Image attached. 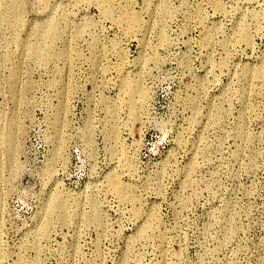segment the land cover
<instances>
[{"label":"rangeland","instance_id":"rangeland-1","mask_svg":"<svg viewBox=\"0 0 264 264\" xmlns=\"http://www.w3.org/2000/svg\"><path fill=\"white\" fill-rule=\"evenodd\" d=\"M0 264H264V0H0Z\"/></svg>","mask_w":264,"mask_h":264},{"label":"bare ground","instance_id":"bare-ground-1","mask_svg":"<svg viewBox=\"0 0 264 264\" xmlns=\"http://www.w3.org/2000/svg\"><path fill=\"white\" fill-rule=\"evenodd\" d=\"M31 52H33V53L36 52V53L40 54L41 53V49L39 47H37V48L32 47L31 48ZM131 88H134L133 90H135V91L138 90V88H136V87H131Z\"/></svg>","mask_w":264,"mask_h":264}]
</instances>
